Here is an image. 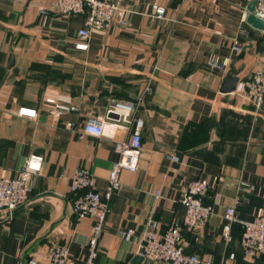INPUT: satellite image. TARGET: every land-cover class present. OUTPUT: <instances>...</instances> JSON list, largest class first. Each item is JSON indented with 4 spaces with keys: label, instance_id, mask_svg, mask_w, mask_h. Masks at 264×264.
<instances>
[{
    "label": "crops",
    "instance_id": "1",
    "mask_svg": "<svg viewBox=\"0 0 264 264\" xmlns=\"http://www.w3.org/2000/svg\"><path fill=\"white\" fill-rule=\"evenodd\" d=\"M55 1L0 0V178L15 177L30 156L43 159L28 202L9 221L0 211V264L55 244L86 264L93 221L72 212L70 180L84 169L95 189L105 190L118 159L114 144L82 127L116 103L131 105L129 119L143 121L142 148L137 171L119 174L93 264H132L150 216L159 235L181 227V198L197 180L209 185L204 202L214 215L196 232L182 229L185 253L212 264H264V256L241 255L239 224L230 242L222 234L227 207L239 202L242 221L264 208V133L257 130L264 111L242 95L244 82L264 69V33L245 23L253 0H117L123 23L93 30L87 50L74 44L83 17L61 14ZM154 7L165 10L163 19L152 16ZM234 40L242 52L232 50ZM210 55L229 58L226 71L209 65ZM227 75L239 79L236 90L220 93ZM44 98L75 105L79 114L52 120ZM20 108L35 110L36 118L18 116ZM116 137L128 135L119 127Z\"/></svg>",
    "mask_w": 264,
    "mask_h": 264
},
{
    "label": "built area",
    "instance_id": "2",
    "mask_svg": "<svg viewBox=\"0 0 264 264\" xmlns=\"http://www.w3.org/2000/svg\"><path fill=\"white\" fill-rule=\"evenodd\" d=\"M55 6L65 16L83 17L82 26L77 31V41L74 43L77 50H87V40L93 30H107L116 21L123 23L124 9L117 0H56ZM253 15L264 20V0H257ZM152 16L163 19L165 10L154 7ZM232 50L240 53L242 45L234 40ZM207 63L221 71H226L230 59L210 55ZM242 95L256 107L260 105L264 97V69H256L244 82ZM44 104L48 106L52 120H58L66 113L79 114L80 111L75 105L63 104L53 98H44ZM131 111V105L116 103L109 108L105 117H87L83 123V134L112 141L114 151L118 155V159L108 171L107 185L103 192L95 189L94 178L87 170L76 169L71 176L69 189L71 193L77 194L71 210L77 218L93 221L91 236L88 240L86 264H93L96 256V245L104 228L109 201L120 188V172L134 173L138 168L143 121L130 120ZM17 115L31 120L36 118L35 110L27 108H20ZM111 115L116 118H112ZM65 126L67 129L73 127L70 122H67ZM119 127L127 133V138L116 137ZM168 158L171 161L178 160L173 155ZM42 161L40 156H30L15 177L0 178V211L6 213L8 221L13 218L19 207L28 202L32 192V177L40 172ZM208 192L209 185L206 181L197 180L190 183L181 198V204L185 208L181 227L171 225L162 235L157 234V223L150 216L147 221V232L139 240L136 254L151 264H212L210 259H201L196 254L185 253L182 239V229L187 232H196L204 228L213 217V206L204 202ZM156 197H159L158 192ZM238 203L225 209L223 238L226 242H230L231 227L233 224H239L242 227L240 249L244 258L258 259L264 256V208L253 220L242 221L236 213ZM131 236L132 232L129 230L124 237L129 240ZM44 258L48 264H76L69 258L68 249L63 244L51 245L42 248V251L37 250L30 255L28 261L19 260L17 264H39V261ZM229 259H233V254Z\"/></svg>",
    "mask_w": 264,
    "mask_h": 264
},
{
    "label": "water",
    "instance_id": "3",
    "mask_svg": "<svg viewBox=\"0 0 264 264\" xmlns=\"http://www.w3.org/2000/svg\"><path fill=\"white\" fill-rule=\"evenodd\" d=\"M257 3V0H253L250 2L247 7H246V13L247 16L245 18V23L252 28L255 31L262 32L264 33V20L257 18L256 16L253 15L255 5ZM239 79L236 76L232 75H227L220 86V93H232L236 90L237 84H238ZM111 117H115L111 115ZM29 258H27L26 261H28ZM132 264H151L147 261H144L141 256L136 255L132 259Z\"/></svg>",
    "mask_w": 264,
    "mask_h": 264
},
{
    "label": "rangeland",
    "instance_id": "4",
    "mask_svg": "<svg viewBox=\"0 0 264 264\" xmlns=\"http://www.w3.org/2000/svg\"><path fill=\"white\" fill-rule=\"evenodd\" d=\"M254 106V108L258 111V112H261V111H264V97L260 103V105L258 107H256L254 104H252ZM258 131H261L264 133V122H262L260 124V127L257 129Z\"/></svg>",
    "mask_w": 264,
    "mask_h": 264
},
{
    "label": "trees",
    "instance_id": "5",
    "mask_svg": "<svg viewBox=\"0 0 264 264\" xmlns=\"http://www.w3.org/2000/svg\"><path fill=\"white\" fill-rule=\"evenodd\" d=\"M67 114H75V113H66V114H64V115H67ZM64 115H63V116H64ZM61 117H62V116H61ZM61 117H60V118H61ZM239 248H240V245H239ZM240 252H241V255L243 256V253H242V250H241V249H240ZM243 257H244V256H243ZM261 257H262V256H261Z\"/></svg>",
    "mask_w": 264,
    "mask_h": 264
}]
</instances>
